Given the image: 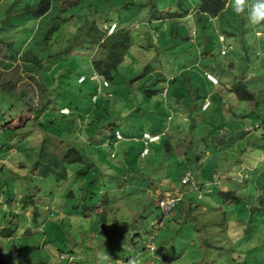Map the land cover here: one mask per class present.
Listing matches in <instances>:
<instances>
[{
  "label": "rangeland",
  "instance_id": "1",
  "mask_svg": "<svg viewBox=\"0 0 264 264\" xmlns=\"http://www.w3.org/2000/svg\"><path fill=\"white\" fill-rule=\"evenodd\" d=\"M49 1L41 17L42 0H0V264H264V22L230 0L217 17L200 0ZM109 20L132 47L94 103Z\"/></svg>",
  "mask_w": 264,
  "mask_h": 264
},
{
  "label": "trees",
  "instance_id": "2",
  "mask_svg": "<svg viewBox=\"0 0 264 264\" xmlns=\"http://www.w3.org/2000/svg\"><path fill=\"white\" fill-rule=\"evenodd\" d=\"M228 2H229V0H200L199 12L201 14H203V15H209V16H212V17H217L220 13H222L225 10ZM38 10H39L38 14H40L41 17L47 15L51 11V2L49 0H42L41 7H39ZM114 24L116 25V28H115L114 32H112V35H110L109 34V32H110L109 30L111 29V27ZM103 28L104 29L102 30L101 34H98V33L94 34L93 33L91 38H92L93 42H96L98 40L96 42V45H99L103 41L105 42V40L108 38V46H109L108 47V51L109 52H108V55L105 58V60H95L93 62V69H94V72H98V73L102 74L103 76H105L106 79L110 82V87H111V82L114 80L115 75L118 73L119 66L122 64V62L124 60V56H126L128 54V52L130 51V49L132 47V42H131V38L132 37H131V30L130 29H125L122 26H120L118 23H116L115 21H112V20L104 22V27ZM116 29H118V31L115 33ZM78 83H79V79H78ZM84 83H79V84H84ZM231 91L235 92L237 94V97L240 100H253L254 97H255L253 92L250 91L241 82L238 83L237 85H235V87ZM92 98H93V96H92ZM94 103H96V102H94ZM204 105H205V102L202 105V109L204 111L209 110V108L211 107V105L209 104L208 108L204 109ZM63 108H68V107L64 106V107L61 108V110ZM68 109H70V108H68ZM61 110H60V114L62 116H64V117L72 116L73 113H74L73 110L70 109V111H71L70 114L66 115V114L61 113ZM72 120H73V123L76 121L75 119H72ZM143 133H145V132H143ZM162 133H165V132L163 131ZM114 136H115V134L113 133L112 137L114 138ZM142 136H143V134H142ZM142 136H141V138H142ZM91 138L92 137H90V139ZM140 139L136 140L137 143H141L142 144V150L140 151V157L141 158H147L150 155V153H151L150 145H149V149H150L149 155L146 156V157H143L142 156V152L145 149V144ZM87 141H90V140H87ZM121 142H123V141H121ZM109 143H111V142H109ZM113 145H114V143H113ZM167 146H168V149L170 151L173 149L172 148V143H168ZM112 154H111V157H112ZM65 157H66V159L68 160L69 163L82 162V160H83L80 152L76 151L75 148H71L69 150V152L66 154ZM112 158H116V155H115V157H112ZM185 174H190V180H189L188 183H185V184L182 183V187L183 186L186 187L188 185H192L193 186V182H192L193 180H192L191 172L190 171H188V172L186 171ZM158 182H160V181H158ZM182 192H183V190H182ZM182 200H183V198H181L180 201H182ZM180 201H178L175 204L174 208L170 212H165L161 208L160 205H159V207L162 210L163 214L171 216L174 213V211L176 210L175 207L177 206V204ZM26 213H28V210L25 207V210H24L23 214H26ZM31 214H32V217H33V215L35 213H31ZM17 230H19V229H17ZM15 232L13 234H15ZM7 236H9V235H5V237H7Z\"/></svg>",
  "mask_w": 264,
  "mask_h": 264
},
{
  "label": "built area",
  "instance_id": "3",
  "mask_svg": "<svg viewBox=\"0 0 264 264\" xmlns=\"http://www.w3.org/2000/svg\"><path fill=\"white\" fill-rule=\"evenodd\" d=\"M115 28H116V25L114 24L111 27L110 32H114ZM223 53H225V50L223 51ZM208 76H209L208 78L211 80V82H213V84L216 85L219 83L217 78H215L211 74H208ZM90 80L97 85V94H94L93 98H92L93 102H97L100 94L103 93V90L110 88V82L106 79L105 76H103L102 74H100L98 72H94L90 76ZM86 81H87V77L85 75H82L79 78V83H84ZM109 96H111V94H109ZM209 104H210V102H206L204 105V109L208 108ZM70 112L71 111L68 108H63L61 110V113L66 114V115L70 114ZM162 135H165V133H162ZM124 140H125V138L122 135V133L119 130H116V132H115V143H118V142H121ZM140 140H142L145 144V149L142 152V156L146 157L150 153L149 145H150L151 141L153 140V135L149 132H145V133H143V136ZM112 157H115L114 153L112 154ZM189 180H190V174H187L185 176L184 183H188ZM180 200H181V197L176 198L175 201H172V202L169 200H167V201L162 200L160 202V206L165 212H170L174 208L175 204ZM67 257H68V259L73 260L72 256H67ZM63 258H65V257H63Z\"/></svg>",
  "mask_w": 264,
  "mask_h": 264
},
{
  "label": "clouds",
  "instance_id": "4",
  "mask_svg": "<svg viewBox=\"0 0 264 264\" xmlns=\"http://www.w3.org/2000/svg\"><path fill=\"white\" fill-rule=\"evenodd\" d=\"M233 13L244 14L250 24L264 22V0H230ZM128 264H137L136 258H131Z\"/></svg>",
  "mask_w": 264,
  "mask_h": 264
},
{
  "label": "crops",
  "instance_id": "5",
  "mask_svg": "<svg viewBox=\"0 0 264 264\" xmlns=\"http://www.w3.org/2000/svg\"><path fill=\"white\" fill-rule=\"evenodd\" d=\"M178 187H180V186H178ZM226 187H227V188H226ZM186 188H187V187H185V188L182 187L181 190L183 189V191L186 192ZM225 188H226V189H225ZM179 189H180V188H179ZM181 190H180V191H181ZM227 190H228V186L224 185V187H223V189H222L221 191L224 192V191H227ZM208 208H209V206H203V210H204L205 212H209V211H208ZM162 224H163V222H161V226H162ZM253 239H254V238H253Z\"/></svg>",
  "mask_w": 264,
  "mask_h": 264
}]
</instances>
